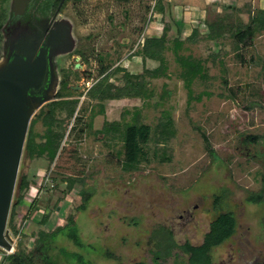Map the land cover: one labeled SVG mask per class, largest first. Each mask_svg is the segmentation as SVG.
Segmentation results:
<instances>
[{"label": "rangeland", "instance_id": "rangeland-1", "mask_svg": "<svg viewBox=\"0 0 264 264\" xmlns=\"http://www.w3.org/2000/svg\"><path fill=\"white\" fill-rule=\"evenodd\" d=\"M57 1L0 0V69L14 52L13 40L27 32L25 13L34 19L40 11L35 23L41 25ZM165 2H63L54 24L66 36L51 50L43 93L29 98L28 128L42 140L51 102L77 101L78 113L70 118L55 110L65 132L54 161L22 152L19 171L33 187L15 207L17 223L35 193L37 209L20 222L19 233L6 225L15 250H35L40 232H54L47 249L60 264H154V253L167 247L163 228L175 244L198 245L226 211L234 213L235 232L212 248L213 264H264V23L257 21L264 0L228 3L203 21L177 11L184 1ZM240 31L248 37L240 40ZM162 34L161 59L145 58L143 40ZM74 63L71 76L62 78L59 68ZM101 64L108 69L103 85L121 90L122 68L145 82L144 97L107 99L98 114L100 101L88 90L104 80ZM137 113L148 134L136 167L128 169L123 134ZM107 121L121 123L113 136L100 130ZM247 135L258 138L245 144ZM81 190L91 192L84 209ZM258 194L260 201L247 200ZM15 196L14 188L12 203ZM69 219L78 242L67 236ZM4 252L0 247V264H7ZM163 262L187 264V255L173 246Z\"/></svg>", "mask_w": 264, "mask_h": 264}, {"label": "trees", "instance_id": "trees-1", "mask_svg": "<svg viewBox=\"0 0 264 264\" xmlns=\"http://www.w3.org/2000/svg\"><path fill=\"white\" fill-rule=\"evenodd\" d=\"M59 0L56 2V6ZM263 14L264 12L261 11ZM257 19V18H256ZM257 21L259 23H264V17L259 16ZM221 26V24H219ZM213 26L210 25V35L213 32ZM247 29L250 31L251 26L248 25ZM248 31V32H249ZM248 32L240 31L237 32V36L240 40H244L248 37ZM165 36L162 34L159 37H149L143 40L141 52L145 58H151L155 60L161 59V51L164 47ZM99 73L105 75L104 80H98L94 89L88 93L91 97H97L99 99V108L97 109L98 114H104V106L102 104L103 101L109 99H123V98H143L145 95V82L139 78L138 74H131L128 71L120 68L119 71H123V86L122 89L114 92L112 90L113 86L111 84L103 85L107 79V67L101 64L99 68ZM77 101H68V104L63 103H56L51 102L50 107L46 112V117L48 120L49 128L46 129L44 135H42V140L36 141V135L33 131V128L29 127L27 130L25 143L23 147L24 156L29 159L41 158L46 156L50 162L54 161L58 151L61 148V142L64 137L65 128H61L63 122L62 118L58 119L55 117V110L61 109L66 112V116L70 118H74L77 115ZM95 112L93 111L90 115L93 118L95 116ZM135 122H130L125 126V131L123 134L124 140V157H125V166L128 169H134L137 165L138 160L143 152L141 149V142L146 141L148 129L147 127H143V124L137 123L139 121V114L134 117ZM121 123L118 121L112 122H105V124L100 129L104 135H112L120 128ZM161 128V125L158 126ZM167 127H162V132L164 134L169 133L166 129ZM258 136L256 135H247L243 137L242 141L245 144H250L255 142ZM207 141V139L204 137ZM207 149L210 151V154L214 155L213 150L209 149V145H206ZM20 167V165H19ZM75 179H70L68 182V186H71L74 183ZM32 180L27 178V175L21 171H18L15 189H16V196L11 202L9 215L7 219V225L9 229L13 233H19L21 230L20 222L22 220H26L27 218L32 217V215L36 212L37 209V193L34 194V198L32 199L29 209L26 214H24L19 221V224L16 221V210L15 207L18 206L19 202L23 199V195L25 192L31 191L33 187ZM83 195V200L79 205L80 209H84L88 200L90 199L91 192L89 191H80ZM262 198L261 194L256 196L250 195L247 197L248 201H260ZM72 219H69V222L72 224L71 230L67 233V236L70 237L74 242H78L77 238V230L74 227V222ZM68 226V225H67ZM236 226V218L234 213L232 212H220V214L214 218L210 224L208 231L204 234L203 240L200 244L194 245L190 242L186 241L183 244H175L172 241V232L168 229L163 228L162 230L166 232L167 237V247L164 249L163 255L161 252L157 251L154 253L153 262L154 264H165L163 262L164 256L169 255L173 246H177L184 254L187 255V264H213V260L211 258V250L213 247H216L229 239L233 233L235 232ZM66 227V226H65ZM59 230V229H58ZM57 230V231H58ZM56 232V231H55ZM51 233H43L40 232L37 242H36V249L30 250L29 252L25 253L20 249H16L13 253L4 254L3 260L6 261L7 264H60L56 261H53L50 257L48 252V242L49 237L53 234ZM160 246H162L160 244ZM162 248V247H161ZM136 264H146L143 261L137 262ZM176 264V262H175Z\"/></svg>", "mask_w": 264, "mask_h": 264}, {"label": "water", "instance_id": "water-1", "mask_svg": "<svg viewBox=\"0 0 264 264\" xmlns=\"http://www.w3.org/2000/svg\"><path fill=\"white\" fill-rule=\"evenodd\" d=\"M63 0L58 6H61ZM63 33L48 36L39 47L25 44L0 69V247L9 243L6 225L30 118L29 98L44 82L47 48L63 39ZM44 91V90H43ZM43 93V92H42Z\"/></svg>", "mask_w": 264, "mask_h": 264}, {"label": "flooded vegetation", "instance_id": "flooded-vegetation-1", "mask_svg": "<svg viewBox=\"0 0 264 264\" xmlns=\"http://www.w3.org/2000/svg\"><path fill=\"white\" fill-rule=\"evenodd\" d=\"M60 1L58 2L57 6L54 8L53 12L50 14L49 18L47 21H45L44 23H42L41 25L36 24L35 23V19L41 17L40 11L36 13V15L34 16V19L31 18V13L32 12H26V17L24 18V20L26 21L24 24H26V33L18 36L15 40H13L14 44H13V51H20L22 49V46L25 44H33V46L37 49V51L39 50V47L42 46V44L47 40L48 36L50 35H55L56 33H63V39H65L66 33L65 32H61L59 30V27L54 24L55 18L56 16L59 14V9L61 8L63 2L65 0H63L61 6L58 9V6L60 4ZM36 7H34V9L32 11L35 10ZM24 13V11H23ZM23 24V25H24ZM57 42L53 43L52 45H50L47 48V67H46V73H45V77H44V82L42 87L35 91L33 93V95L35 96H39L40 94H42L43 90L45 89L46 85L48 84L49 80L51 79V73H50V61L51 58L50 57H54L53 54L51 53V50L54 49V46H57ZM13 52V53H14ZM70 55V54H69ZM55 62V60H54ZM75 64H73V66H71L70 68L67 67H61L59 68V72L61 73V77L64 78L71 76V73L76 67Z\"/></svg>", "mask_w": 264, "mask_h": 264}, {"label": "crops", "instance_id": "crops-1", "mask_svg": "<svg viewBox=\"0 0 264 264\" xmlns=\"http://www.w3.org/2000/svg\"><path fill=\"white\" fill-rule=\"evenodd\" d=\"M180 1V0H179ZM184 2L179 10L181 12H185L186 14H191L195 18H199V21H203L202 19H206L207 17H211L214 13L219 14L221 13V6H226L228 3H235L237 5L238 1L241 2V0H181ZM163 3L166 5H169V3L165 2L163 0ZM180 3V2H179ZM225 9V7H223ZM221 11V12H219ZM205 23V22H204ZM205 23V27H206Z\"/></svg>", "mask_w": 264, "mask_h": 264}, {"label": "built area", "instance_id": "built-area-1", "mask_svg": "<svg viewBox=\"0 0 264 264\" xmlns=\"http://www.w3.org/2000/svg\"><path fill=\"white\" fill-rule=\"evenodd\" d=\"M8 243L10 244L9 247H7V248L3 247V250L5 251L4 254H10V253H13L15 251L14 244L11 243V241H9V240H8Z\"/></svg>", "mask_w": 264, "mask_h": 264}]
</instances>
